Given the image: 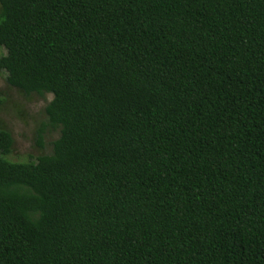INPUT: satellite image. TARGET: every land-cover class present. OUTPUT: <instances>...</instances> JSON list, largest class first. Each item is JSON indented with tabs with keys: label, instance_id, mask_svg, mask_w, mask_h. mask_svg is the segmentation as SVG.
Returning a JSON list of instances; mask_svg holds the SVG:
<instances>
[{
	"label": "trees",
	"instance_id": "obj_1",
	"mask_svg": "<svg viewBox=\"0 0 264 264\" xmlns=\"http://www.w3.org/2000/svg\"><path fill=\"white\" fill-rule=\"evenodd\" d=\"M0 47L60 132L0 127V264H264V0H0Z\"/></svg>",
	"mask_w": 264,
	"mask_h": 264
},
{
	"label": "rangeland",
	"instance_id": "obj_2",
	"mask_svg": "<svg viewBox=\"0 0 264 264\" xmlns=\"http://www.w3.org/2000/svg\"><path fill=\"white\" fill-rule=\"evenodd\" d=\"M5 50L0 47V56ZM0 127L11 132L14 138L11 161L23 162L52 153V143L59 137V130L47 127L40 146L38 131L47 125L46 106L53 99L52 94L40 97L36 94L26 96L6 82V73L0 71Z\"/></svg>",
	"mask_w": 264,
	"mask_h": 264
}]
</instances>
